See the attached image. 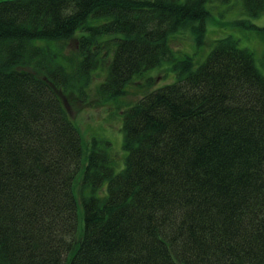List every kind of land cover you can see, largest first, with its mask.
<instances>
[{"label": "trees", "instance_id": "16d2710c", "mask_svg": "<svg viewBox=\"0 0 264 264\" xmlns=\"http://www.w3.org/2000/svg\"><path fill=\"white\" fill-rule=\"evenodd\" d=\"M236 1L0 0V264H264V74L232 34L197 66L172 45L264 12ZM101 70L105 102L146 87L118 172L70 115Z\"/></svg>", "mask_w": 264, "mask_h": 264}, {"label": "rangeland", "instance_id": "374dc122", "mask_svg": "<svg viewBox=\"0 0 264 264\" xmlns=\"http://www.w3.org/2000/svg\"><path fill=\"white\" fill-rule=\"evenodd\" d=\"M230 3L231 5H241V1L236 0ZM226 6L223 5L222 7ZM230 6H227V10L221 8L219 13L214 14L213 17L216 22L208 24L204 45L198 47L194 36L183 35L173 40L172 45L177 49L179 48V51L173 48V53L176 58L183 55L193 56L197 66L213 48L214 40L232 34L239 39L241 47L253 52L256 64L264 74V12L257 17H249L240 14V10H229ZM235 20H239L240 24H230ZM249 23L255 27H248ZM72 50L73 42L72 45L66 48V52ZM169 66L167 61H163L157 69L151 70L152 73H155L153 81L155 84L157 82V88L176 80V74L168 68ZM103 74V70L94 74L87 92L88 96L78 97L76 94L70 96L69 109L70 115H72L76 125L80 127L82 132L86 154L92 147L93 141L96 140L97 145L100 148L107 149L114 158L115 170L118 172L124 167L126 157V151L123 148L122 122L124 111L127 110L129 105H124V103L136 101L144 93L146 87L141 88L144 85L143 82L135 79L129 85L125 97L119 98L117 101L108 100L105 102L97 93V86L103 80ZM106 141H109L111 145L107 147L105 145Z\"/></svg>", "mask_w": 264, "mask_h": 264}]
</instances>
